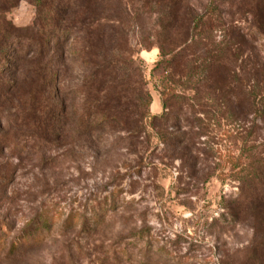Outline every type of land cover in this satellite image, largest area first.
<instances>
[{
	"label": "rangeland",
	"instance_id": "1",
	"mask_svg": "<svg viewBox=\"0 0 264 264\" xmlns=\"http://www.w3.org/2000/svg\"><path fill=\"white\" fill-rule=\"evenodd\" d=\"M74 1L75 19L64 23L72 30L41 47L38 74L31 65L48 21L28 0L6 11L0 264H264V180L252 179L264 175V114L246 116L230 96L244 97L248 49L264 61V34L250 26L254 2L223 0L212 14L208 0ZM224 40L243 45L221 48ZM85 59L101 79L142 74L140 84H108L123 123L160 118L139 137L96 121L91 130L104 99L94 84L100 100L88 112ZM206 59L214 62L202 68ZM141 86L150 98L129 102ZM217 89V107L205 110Z\"/></svg>",
	"mask_w": 264,
	"mask_h": 264
},
{
	"label": "trees",
	"instance_id": "2",
	"mask_svg": "<svg viewBox=\"0 0 264 264\" xmlns=\"http://www.w3.org/2000/svg\"><path fill=\"white\" fill-rule=\"evenodd\" d=\"M18 0H0V71L4 70L9 66V60H10V43L8 42L9 36L6 24V11L12 7ZM30 1L35 9L36 14L38 15L39 20H47L48 23L46 24V36H42V45L39 48V52H37V55L39 56V60L36 59V61H33L34 65H31L32 68L35 66L36 70L35 73L38 74L39 70H41L42 65L40 61V57H42V46L46 45L49 46L47 50H50V46L56 39H59L55 32L60 33H66L70 32L72 30L71 26H65L64 23L71 22L75 17L78 9V4L76 1L72 0H28ZM254 2L252 6V11H250L251 21L250 26L255 27L259 29L264 34V0H252ZM223 0H208V6L206 13L213 14V11H211V8L216 4H224ZM205 13V14H206ZM71 16V17H70ZM202 19H205V15L201 17ZM44 22V21H43ZM244 34V32H243ZM229 39V37H227ZM59 41V40H58ZM243 41L248 44L247 36H243ZM40 43V42H39ZM233 45H238L241 47L243 44H237L234 43L232 40L229 41H223L218 46L222 47H229L231 48ZM34 48V47H33ZM233 48V47H232ZM251 49V48H250ZM248 49V53L246 55V59L244 60L243 70L245 75L246 84L244 86L245 91H243L244 97L238 98L239 96L236 95L235 92L231 91V101L234 104L239 103L240 107L242 108L243 113L248 116L250 114L255 113H262V116L264 114V107L262 105L264 104V90L260 93L255 92V87H259L260 79L264 77V61H258L255 62V60H252L253 53L252 50ZM34 52V51H33ZM41 52V53H40ZM35 53V52H34ZM54 58H49V64H52ZM209 59H206L207 61ZM213 60H209L207 63H204L202 65V68H207L208 66H212ZM85 66L90 69L88 72L89 74H84L83 83H82V95L85 98V106L88 112L91 111L90 104L94 103V101H99L100 99H104L102 102H98L97 110L94 111L91 115L88 117L87 125L92 130V124L96 121V125H100V130L106 131L108 130L114 131V132H123L124 134H127V137H136L141 136L144 130V124L147 120L155 121L156 119H159L158 116H144L140 117L139 120H130L127 117V122L123 123V120L121 118L123 112L121 109L122 103H119V105H113L114 102L109 101V93L112 90L108 84L110 83H116L119 82V80L122 78L123 81L126 83H142L140 79H142V74H135L132 71H127V73H124L125 75H121V73H107L106 75H103V78L101 79V73L99 71V68L95 69L94 66L88 64L89 62L85 59ZM28 64V63H27ZM87 71V70H86ZM23 72V71H22ZM27 75V74H26ZM202 75V73H200ZM136 78H133V77ZM139 78V79H138ZM132 80V81H131ZM23 81V80H22ZM50 83V82H49ZM51 84V83H50ZM97 85V88L94 91H97L96 97L98 95L100 96V99L94 97L90 91L92 90L93 86ZM53 87H54V99L56 101H64L61 98L62 94V88L60 86V81H58V74L57 72L53 75ZM166 91H169V89L163 87ZM251 92H250V90ZM136 96L135 93L132 91V94L129 95L128 101L131 102L133 100L140 102L142 100V97L147 96L150 98L148 92H144V90L141 88H136ZM139 90V91H138ZM93 91V93H94ZM220 91L217 89L214 91L213 95L209 97V99L213 100L212 105L209 106H203L206 110V108L211 109L213 106L217 107V104H215L218 101V95L217 92ZM226 91V90H225ZM224 91V92H225ZM99 93V94H98ZM263 97H261V95ZM165 94H162L164 96ZM260 96V100L262 103L258 106V103L256 102L257 96ZM238 96V97H237ZM94 101H91L93 100ZM90 102V103H89ZM214 104V105H213ZM89 106V107H88ZM65 112V111H64ZM234 112V111H233ZM232 112V113H233ZM206 114V113H205ZM125 124V125H124ZM152 124V123H151ZM153 129L155 128L154 125H152ZM158 138L160 139V132L156 131ZM264 175H257L256 173L253 174L252 179L254 181L261 180ZM264 187V185H263ZM264 194V193H263Z\"/></svg>",
	"mask_w": 264,
	"mask_h": 264
}]
</instances>
